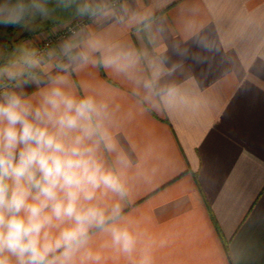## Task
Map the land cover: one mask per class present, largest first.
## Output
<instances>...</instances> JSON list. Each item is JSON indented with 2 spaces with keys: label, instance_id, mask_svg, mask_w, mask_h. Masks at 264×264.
I'll list each match as a JSON object with an SVG mask.
<instances>
[{
  "label": "clouds",
  "instance_id": "9594fccd",
  "mask_svg": "<svg viewBox=\"0 0 264 264\" xmlns=\"http://www.w3.org/2000/svg\"><path fill=\"white\" fill-rule=\"evenodd\" d=\"M0 28L33 34L0 43V264H157L171 238L137 210L155 169L119 137L189 106L165 23L143 0H0Z\"/></svg>",
  "mask_w": 264,
  "mask_h": 264
},
{
  "label": "crops",
  "instance_id": "0c3cea01",
  "mask_svg": "<svg viewBox=\"0 0 264 264\" xmlns=\"http://www.w3.org/2000/svg\"><path fill=\"white\" fill-rule=\"evenodd\" d=\"M143 4L165 23L190 93L185 110L137 117L119 137L134 163L155 169L137 210L171 238L157 264H264V0ZM189 27L209 50L185 40Z\"/></svg>",
  "mask_w": 264,
  "mask_h": 264
},
{
  "label": "rangeland",
  "instance_id": "374dc122",
  "mask_svg": "<svg viewBox=\"0 0 264 264\" xmlns=\"http://www.w3.org/2000/svg\"><path fill=\"white\" fill-rule=\"evenodd\" d=\"M49 26L51 27V24H47L45 25V29L46 27L49 28ZM1 28H0V43L2 42L3 37L2 36V32H1ZM19 30H13V32L9 35L6 36V42L11 41V40H16V39H29L31 37L32 34L26 33V32H19Z\"/></svg>",
  "mask_w": 264,
  "mask_h": 264
},
{
  "label": "trees",
  "instance_id": "16d2710c",
  "mask_svg": "<svg viewBox=\"0 0 264 264\" xmlns=\"http://www.w3.org/2000/svg\"><path fill=\"white\" fill-rule=\"evenodd\" d=\"M13 32V29H8L7 36H9Z\"/></svg>",
  "mask_w": 264,
  "mask_h": 264
},
{
  "label": "built area",
  "instance_id": "2783aa9c",
  "mask_svg": "<svg viewBox=\"0 0 264 264\" xmlns=\"http://www.w3.org/2000/svg\"><path fill=\"white\" fill-rule=\"evenodd\" d=\"M50 38H53L54 39L55 37H50Z\"/></svg>",
  "mask_w": 264,
  "mask_h": 264
}]
</instances>
